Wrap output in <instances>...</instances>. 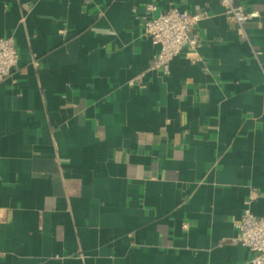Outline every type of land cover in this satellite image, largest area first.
<instances>
[{"label":"crops","instance_id":"1","mask_svg":"<svg viewBox=\"0 0 264 264\" xmlns=\"http://www.w3.org/2000/svg\"><path fill=\"white\" fill-rule=\"evenodd\" d=\"M0 0V264H243L264 214V0ZM207 12L167 73L142 23ZM256 62H251L254 56Z\"/></svg>","mask_w":264,"mask_h":264},{"label":"built area","instance_id":"2","mask_svg":"<svg viewBox=\"0 0 264 264\" xmlns=\"http://www.w3.org/2000/svg\"><path fill=\"white\" fill-rule=\"evenodd\" d=\"M225 7L226 15L237 24H243L258 14L256 10L235 0H220ZM156 6L147 4L148 15L144 18L142 29L155 46L152 67L165 73L169 71L171 59L180 53L183 43L188 41L192 48L198 42L196 25L207 15V12L190 13L172 5L166 11L154 15ZM19 51L12 36L0 37V82L5 80L17 65ZM251 62L257 58L252 56ZM236 240L252 251V256L243 264H264V214H255L248 206L243 208L237 223Z\"/></svg>","mask_w":264,"mask_h":264}]
</instances>
